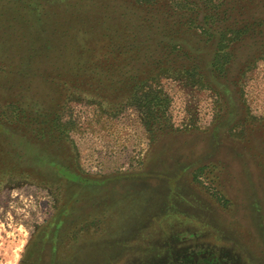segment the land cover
Wrapping results in <instances>:
<instances>
[{
  "label": "rangeland",
  "instance_id": "rangeland-1",
  "mask_svg": "<svg viewBox=\"0 0 264 264\" xmlns=\"http://www.w3.org/2000/svg\"><path fill=\"white\" fill-rule=\"evenodd\" d=\"M59 2L0 0V58H26L30 31L54 21ZM72 13L67 15L71 19ZM70 48L64 57L74 53ZM161 86L171 99L170 123L180 132L166 140L160 153L153 151V136L140 112L110 117L84 99L68 102L62 121L75 126L68 134L76 151L74 165L100 187L92 201L73 203L79 210L77 224L60 227L65 233L58 241L64 246L76 242L77 260L60 264H264V151L255 152V159L241 149L245 143L237 133L242 128L225 126L215 134L217 110L210 93L189 92L172 79H163ZM244 100L255 119L264 118V61L247 81ZM15 144L20 164L9 157L1 164L11 167L0 168V264H27L30 249L38 263L41 232L46 229L48 240L56 241L54 218L64 203V181L44 165H34L32 146ZM199 166L210 167L195 180ZM166 177H175L176 184H163ZM253 183L259 186L256 197L251 196ZM127 214L135 226L122 232Z\"/></svg>",
  "mask_w": 264,
  "mask_h": 264
},
{
  "label": "trees",
  "instance_id": "trees-1",
  "mask_svg": "<svg viewBox=\"0 0 264 264\" xmlns=\"http://www.w3.org/2000/svg\"><path fill=\"white\" fill-rule=\"evenodd\" d=\"M57 1L56 19L30 31L29 55L0 58V168L11 167L1 164L9 157L20 164L15 144L20 140L32 146L35 166L44 165L64 181V209L92 201L100 184L81 176L74 165L76 151L68 134L75 126L62 121L68 102L84 99L110 117L140 112L157 153L180 132L168 117L171 99L161 86L163 79L179 82L189 92L210 93L217 110L215 134L225 126L242 128L237 133L245 143L241 149L255 159V152L264 151V118L255 119L244 100L247 81L264 61V0ZM71 12L72 19L67 16ZM69 47L75 50L66 58ZM209 167H197L194 179L201 180ZM166 180L177 181L166 177L163 184ZM256 186L251 185L252 197ZM133 221L127 214L122 232L135 226Z\"/></svg>",
  "mask_w": 264,
  "mask_h": 264
},
{
  "label": "flooded vegetation",
  "instance_id": "flooded-vegetation-1",
  "mask_svg": "<svg viewBox=\"0 0 264 264\" xmlns=\"http://www.w3.org/2000/svg\"><path fill=\"white\" fill-rule=\"evenodd\" d=\"M59 208L60 209L58 210L56 215L57 217L55 216L54 218V225H56L57 228L54 231L56 241H49V232L44 229V231L41 232L40 252L38 253L39 262L33 263L34 254L30 249L28 250L27 254L29 259L27 264H60V261H62L63 259H66L67 261L68 259H70L72 262L76 263V242H72L70 246H64V243L59 242L58 240L63 237V233H65L64 230L60 228L62 225L66 224V222H71L73 226L75 225V223L77 224L79 210L75 206L66 207V209H64L62 206H60Z\"/></svg>",
  "mask_w": 264,
  "mask_h": 264
}]
</instances>
